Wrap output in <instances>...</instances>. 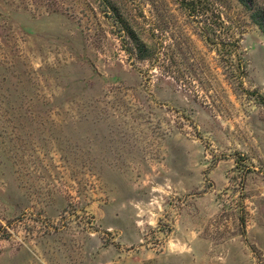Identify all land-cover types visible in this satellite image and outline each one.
<instances>
[{"label": "rangeland", "instance_id": "obj_1", "mask_svg": "<svg viewBox=\"0 0 264 264\" xmlns=\"http://www.w3.org/2000/svg\"><path fill=\"white\" fill-rule=\"evenodd\" d=\"M109 1L148 57L101 0H0V264H264L263 34Z\"/></svg>", "mask_w": 264, "mask_h": 264}, {"label": "trees", "instance_id": "obj_2", "mask_svg": "<svg viewBox=\"0 0 264 264\" xmlns=\"http://www.w3.org/2000/svg\"><path fill=\"white\" fill-rule=\"evenodd\" d=\"M246 11L250 21L254 23L264 36V8L258 6L254 0H236ZM105 5V13L111 17L127 37L128 44L125 46L127 52H137L139 58L148 57L150 54V46L140 37L139 32L134 28L129 18L126 16L128 12L125 8L124 12L116 7L109 0H101ZM198 0H180V6L184 8L188 14H195ZM126 13V14H125ZM223 10L217 4H211L210 0H203V41L209 45H220L224 51H231L229 47L235 45L228 39H222L217 42L216 38L221 37L228 30L225 19L222 17ZM225 32V33H224Z\"/></svg>", "mask_w": 264, "mask_h": 264}]
</instances>
